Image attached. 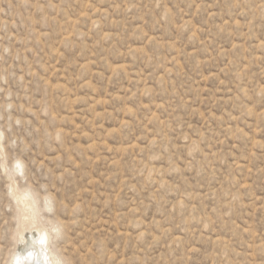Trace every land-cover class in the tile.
I'll return each mask as SVG.
<instances>
[{
  "label": "rangeland",
  "instance_id": "1",
  "mask_svg": "<svg viewBox=\"0 0 264 264\" xmlns=\"http://www.w3.org/2000/svg\"><path fill=\"white\" fill-rule=\"evenodd\" d=\"M53 232L68 264H264V0H0V264Z\"/></svg>",
  "mask_w": 264,
  "mask_h": 264
},
{
  "label": "clouds",
  "instance_id": "2",
  "mask_svg": "<svg viewBox=\"0 0 264 264\" xmlns=\"http://www.w3.org/2000/svg\"><path fill=\"white\" fill-rule=\"evenodd\" d=\"M17 180V186L19 187V177H16ZM11 184V181L8 182ZM11 189H7V193L10 194ZM9 198L11 199V196L9 195ZM59 237L53 232L51 233V239L48 245V259L47 264H68L67 259L63 256L62 252L57 246V240ZM18 251V250H17ZM21 255H24V253H21ZM39 260V256L37 255V259L32 261V264H37V261ZM7 264H19V260L13 256L11 259L8 260ZM24 264H28V261H25ZM43 264V262H41Z\"/></svg>",
  "mask_w": 264,
  "mask_h": 264
},
{
  "label": "bare ground",
  "instance_id": "3",
  "mask_svg": "<svg viewBox=\"0 0 264 264\" xmlns=\"http://www.w3.org/2000/svg\"><path fill=\"white\" fill-rule=\"evenodd\" d=\"M42 233V232H41ZM47 235V234H46ZM47 237L45 238V236H44V234L42 235V234H38V240H35V246L34 247H31V248H33V249H31L30 251H29V253L28 254H26V252H25V254H26V256H22L21 254H18V255H15V257L19 260V264H24V262L25 261H28V264H32V261H29L30 260V258H32V254H36V252H37V249H41V248H45L46 250H48L45 246H46V244H47ZM36 245H37V247H36ZM28 249H29V247H28ZM42 255V254H41ZM34 256V255H33ZM44 256H46V259L43 257L42 259H43V264H47V259H48V251H46V254L44 255ZM30 257V258H29ZM39 257H41L40 255H39ZM37 258V257H36ZM29 259V260H28ZM40 259V258H39ZM36 260V259H35ZM37 264H41L40 263V260H38L37 261Z\"/></svg>",
  "mask_w": 264,
  "mask_h": 264
},
{
  "label": "snow or ice",
  "instance_id": "4",
  "mask_svg": "<svg viewBox=\"0 0 264 264\" xmlns=\"http://www.w3.org/2000/svg\"><path fill=\"white\" fill-rule=\"evenodd\" d=\"M15 167L17 168V169H19L20 168V164L17 162L16 163V165H15ZM27 194H25V196H26Z\"/></svg>",
  "mask_w": 264,
  "mask_h": 264
}]
</instances>
